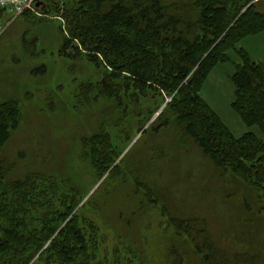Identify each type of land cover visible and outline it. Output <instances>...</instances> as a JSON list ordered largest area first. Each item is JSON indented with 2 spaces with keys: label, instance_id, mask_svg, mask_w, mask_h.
Here are the masks:
<instances>
[{
  "label": "rangeland",
  "instance_id": "374dc122",
  "mask_svg": "<svg viewBox=\"0 0 264 264\" xmlns=\"http://www.w3.org/2000/svg\"><path fill=\"white\" fill-rule=\"evenodd\" d=\"M49 3L16 18L0 12V103L14 99L22 110L21 126L6 149L18 161L13 176L37 169L70 179L67 189L77 192L80 212L97 227L104 264H171L172 245L183 264H199L193 243L177 233L169 212L199 217L222 248L248 251L256 256L254 264H264L259 192L215 168L193 141L183 139L178 124L162 126L170 96L148 90L132 97L131 91L119 100L92 88L104 68L72 49L63 53L65 22ZM258 5L264 11V0ZM240 45L264 64V32ZM230 55L231 61L211 72L201 95L235 136L254 131L263 138L258 126L248 127L232 108L230 76L239 58ZM100 133L118 156L103 175L89 163L84 140Z\"/></svg>",
  "mask_w": 264,
  "mask_h": 264
},
{
  "label": "trees",
  "instance_id": "16d2710c",
  "mask_svg": "<svg viewBox=\"0 0 264 264\" xmlns=\"http://www.w3.org/2000/svg\"><path fill=\"white\" fill-rule=\"evenodd\" d=\"M47 1L65 22L63 53L72 49L104 68L92 88L119 100L131 91L132 97L148 90L170 96L162 126L178 124L183 139L215 168L258 191L264 209V64L240 45L264 32L259 0ZM231 51L239 58L230 76L232 108L263 138L254 131L235 136L201 95L215 67L231 61ZM20 107L14 99L0 103V264H104L97 227L80 212L77 192L67 189L70 179L37 169L13 176L18 161L6 149L21 126ZM86 137L88 161L103 175L118 156L104 134ZM142 188L153 199L150 187ZM169 213L177 233L193 243L199 264H254L248 251L230 253L218 245L204 220ZM169 257L171 264L184 263L174 245Z\"/></svg>",
  "mask_w": 264,
  "mask_h": 264
},
{
  "label": "built area",
  "instance_id": "2783aa9c",
  "mask_svg": "<svg viewBox=\"0 0 264 264\" xmlns=\"http://www.w3.org/2000/svg\"><path fill=\"white\" fill-rule=\"evenodd\" d=\"M62 4L65 0H57ZM47 4L46 0H0V9L16 18L28 11L42 10Z\"/></svg>",
  "mask_w": 264,
  "mask_h": 264
},
{
  "label": "water",
  "instance_id": "95a60500",
  "mask_svg": "<svg viewBox=\"0 0 264 264\" xmlns=\"http://www.w3.org/2000/svg\"><path fill=\"white\" fill-rule=\"evenodd\" d=\"M255 1H257V0H255ZM167 103V102H166ZM166 103H165V105H166Z\"/></svg>",
  "mask_w": 264,
  "mask_h": 264
}]
</instances>
